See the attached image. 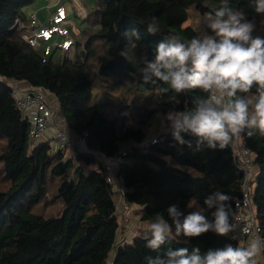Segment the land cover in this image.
Returning <instances> with one entry per match:
<instances>
[{"label":"trees","instance_id":"1","mask_svg":"<svg viewBox=\"0 0 264 264\" xmlns=\"http://www.w3.org/2000/svg\"><path fill=\"white\" fill-rule=\"evenodd\" d=\"M35 1L0 0V175L7 184L0 189V264H105L108 259L113 264H147V257L163 256L168 248L184 247L191 255L196 247L204 254L228 244L244 246L230 235L210 231L187 240L169 239L156 251L146 246L150 234L142 232L118 247L121 224L114 192L100 159L89 152L115 157L126 150L118 174L126 192L124 204L140 222L154 221L157 213L169 219L166 209L173 204L185 215L204 208L214 190L232 196L235 213L234 198L241 194L244 173L231 144L224 150H197L195 137L184 136L192 143L188 147L178 144L170 130L151 138L144 130L156 115L149 108L153 98L168 112L190 107L193 96L201 93L162 92L167 85L141 86L129 76L143 66L142 56L153 58L164 37H203L185 26L190 9L206 15L221 0H96L80 22L72 54L46 62L40 50L23 40V28L15 26L17 20L28 24L24 9ZM229 3L248 19L264 21L252 0ZM153 18L160 29L155 35L146 32ZM133 29L140 32V40ZM5 80L24 81L55 95L61 114L57 119L63 118L66 128L79 137L87 135L86 150L76 146L67 157L65 150H54L49 143L32 145L30 123ZM131 112L145 114L137 126L129 122ZM153 138L162 141L145 148L136 145ZM240 139L255 155L253 206L264 238V135L256 131ZM205 215L212 219L210 212Z\"/></svg>","mask_w":264,"mask_h":264},{"label":"clouds","instance_id":"2","mask_svg":"<svg viewBox=\"0 0 264 264\" xmlns=\"http://www.w3.org/2000/svg\"><path fill=\"white\" fill-rule=\"evenodd\" d=\"M252 4L254 11L264 16V0H252ZM204 23L210 33L203 37L186 41L175 34L164 37L155 47L153 58L142 56L143 66L129 76L139 79L141 86L167 85L162 92L182 94L198 90L201 94L193 96L190 107L170 109L157 116L178 144L191 147V141L184 139L189 135L196 138L197 150L204 146L224 150L243 134L251 137L259 131L264 135V37L254 35L256 23L229 0H221L218 8L205 15ZM159 31L153 18L146 32L155 35ZM131 32L137 40L142 38L138 30ZM232 200L231 195L214 190L205 198L204 208L187 215L178 205L169 206L166 212L171 223L157 213L146 226L145 234H150L146 246L156 251L172 238L187 240L210 231L218 236L236 232ZM239 231L248 233L247 228ZM262 253L264 239L255 237L246 246L228 244L204 254L198 247L193 248L191 255L184 247L168 248L163 256L147 257V264H258L257 257Z\"/></svg>","mask_w":264,"mask_h":264},{"label":"built area","instance_id":"3","mask_svg":"<svg viewBox=\"0 0 264 264\" xmlns=\"http://www.w3.org/2000/svg\"><path fill=\"white\" fill-rule=\"evenodd\" d=\"M44 1L46 6L42 9L48 12L45 20H42L37 12H33L30 17L28 16V24L23 25L17 20L15 26L20 25L23 28V40L33 49L42 52L44 62L50 58H68L77 43L74 24L75 22L86 20L88 16L89 10L87 9L86 2L84 0ZM5 81L12 90V96L18 109L23 112L30 123L29 138L32 145H36L37 141L44 139L48 131H52V140H54L55 144L54 150L67 151L70 149L73 152L76 146L82 150H86L87 135L83 137L78 136V140L76 141L69 136L66 125L57 119L43 88L31 85L24 87L21 81L18 80ZM159 141H162V139L153 138L136 145L139 148H145ZM239 141L240 138L234 140L231 146L235 150V163L244 173V180L240 196L234 198L235 213L232 217V222L238 226V230L234 233H229V235L232 238L235 236L236 240L246 246L255 237L264 238L262 236V227L256 220L253 206L257 173L254 165L255 155L243 147ZM89 152L100 159L102 172L107 183L111 185L114 195L119 194L124 201L126 192L123 187L122 178L118 172L123 163L122 158L127 153L126 150H123L120 155L115 157H110L103 151ZM122 203L116 200L119 222L125 218V214L122 213L124 212L122 210ZM240 228H247V235L241 234ZM259 262L264 264V253L260 255ZM105 264H113L112 259H108Z\"/></svg>","mask_w":264,"mask_h":264},{"label":"rangeland","instance_id":"4","mask_svg":"<svg viewBox=\"0 0 264 264\" xmlns=\"http://www.w3.org/2000/svg\"><path fill=\"white\" fill-rule=\"evenodd\" d=\"M38 1L39 2L41 1V3L43 2V0H36L35 2H38ZM84 1L86 2L87 9L89 11L94 7V4L96 2V0H84ZM33 4L30 5V6L25 7V9H24V12H26V14H28L29 17L33 13V11H32ZM204 17H205V15H201L198 11H196L193 8H191L190 9V17H189V20L185 23V26H192V27L196 28L197 30H199L202 34L205 35L207 33L206 30H208V29H207L206 23H204ZM253 21L257 25V31L254 33V35H259L261 37H264V21L262 19H257V20H253ZM81 30H82V26H81L80 22H75V24H74V33L78 36V34L81 33ZM93 67H94V65H93ZM94 70H95V67L92 70L93 71V73L91 75L92 77H95ZM98 87L99 86L96 84V89ZM113 92H115L114 88L112 89V92H110V94L113 93ZM45 93L51 95L50 92H48V91H45ZM99 98H101V97H99ZM153 99L154 100L149 105V108L156 115L154 116V118H153V120H152V122H151V124L149 126V129H148V127L144 128V130L148 134L147 136L149 138H151L152 136L156 137V136H158L159 134H161L164 131V128L162 127V124H161V119L158 118L157 114L158 113H161V114L167 113L166 111H164V107H162V105L160 103L161 102L160 99H158V98H153ZM125 104H126V102H125ZM125 104L123 103L121 105L120 109L123 108L125 106ZM50 105L54 109V106L52 104H50ZM123 110L124 109H121L120 112L123 111ZM139 115H141V117ZM144 115L145 114H136V113H132L131 112V114L128 115L129 118H130L129 122L131 123L132 126H137L138 125L137 121L141 120ZM59 120H61V118H59ZM46 135L48 137H50V139H51L52 136H53L52 131H48ZM240 142H241V139H240ZM0 148H1V143H0ZM69 151L72 152V150H70V149L65 151V154H66L67 157H70V155L68 153ZM6 186H7L6 181L0 175V189H5ZM122 213L125 214V218H124L123 222H125V220L127 218L126 215H128V214L130 215L132 213L130 216L134 217L133 211H130V213L129 212H122ZM134 219H135V217H134ZM135 221L140 222V221H138L136 219H135ZM146 224L148 225L149 223H146ZM121 230H122V227H121ZM145 230L146 229H144V231H139V233L145 232ZM122 233H124V232L122 231L121 234ZM258 264H261V263L258 262Z\"/></svg>","mask_w":264,"mask_h":264},{"label":"crops","instance_id":"5","mask_svg":"<svg viewBox=\"0 0 264 264\" xmlns=\"http://www.w3.org/2000/svg\"><path fill=\"white\" fill-rule=\"evenodd\" d=\"M44 6H46V3H45V1L43 0V2L41 3V1L39 2H35L34 4H33V9H32V11L33 12H37V14H38V16L42 19V20H45V18H46V16H47V14H48V12L46 11V10H44V9H42ZM25 13V16L26 17H28V14H26V12H24ZM21 84L24 86V87H27V86H29V84L27 83V82H24V81H21ZM51 94V93H50ZM47 95V100H48V102H49V104H52L53 106H54V111H55V114L57 115V117L58 116H61V114H60V108H59V104H58V101H57V99H56V97H55V95H53V94H51V95H49V94H46ZM59 114V115H58ZM59 120V119H58ZM61 120H63V124L65 125V123H64V119L62 118ZM60 121V120H59ZM61 122V121H60ZM67 130H68V134H69V136L74 140V141H76V140H78V135L77 134H75L73 131H71V130H69L68 128H67ZM242 140V139H241ZM37 143V145L38 144H40V143H49L50 145H51V147L52 148H54L55 147V144H54V140H52V138L50 139V137H48L47 135L44 137V139H42V140H39V141H37L36 142ZM69 153V155H71L73 152H68ZM114 199H115V201L116 200H119L121 203H122V210L124 211V212H129L130 213V211H133V210H131V208H128L125 204H124V201H123V199L120 197V195L119 194H115L114 195ZM132 214V213H131ZM130 214V215H131ZM129 214L128 215H126V220H125V222H120L121 223V227H122V230H121V228H120V235H119V240H118V247L119 246H123V245H125L126 243H130L131 241H132V239L137 235V234H139V231H144V229H146V223H144V222H137V221H135V219H134V217H131ZM146 224V225H145ZM124 232V233H122L121 234V232ZM257 260H258V262L260 261V256H258L257 257Z\"/></svg>","mask_w":264,"mask_h":264}]
</instances>
